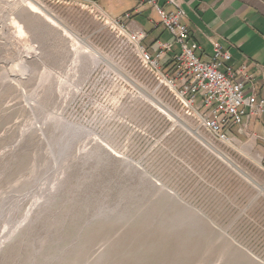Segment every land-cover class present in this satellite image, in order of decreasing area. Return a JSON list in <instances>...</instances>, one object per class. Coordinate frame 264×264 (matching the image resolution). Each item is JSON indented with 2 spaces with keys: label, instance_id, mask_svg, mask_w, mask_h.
Here are the masks:
<instances>
[{
  "label": "rangeland",
  "instance_id": "obj_1",
  "mask_svg": "<svg viewBox=\"0 0 264 264\" xmlns=\"http://www.w3.org/2000/svg\"><path fill=\"white\" fill-rule=\"evenodd\" d=\"M263 187L93 7L0 0V264H264Z\"/></svg>",
  "mask_w": 264,
  "mask_h": 264
},
{
  "label": "built area",
  "instance_id": "obj_2",
  "mask_svg": "<svg viewBox=\"0 0 264 264\" xmlns=\"http://www.w3.org/2000/svg\"><path fill=\"white\" fill-rule=\"evenodd\" d=\"M157 1L146 3L155 8L161 27L173 40L153 44L152 52L143 45L146 34L129 29L126 21L129 14L106 19L134 48L158 89L171 96L182 112L214 141L227 145L234 141L231 136L234 127L243 126L247 118H258L263 112L264 100L257 101L255 76L246 64L232 66L231 53L219 46L208 61L203 60L198 53L199 45L181 22L184 13L175 0H167L177 7L173 12L164 10Z\"/></svg>",
  "mask_w": 264,
  "mask_h": 264
},
{
  "label": "crops",
  "instance_id": "obj_3",
  "mask_svg": "<svg viewBox=\"0 0 264 264\" xmlns=\"http://www.w3.org/2000/svg\"><path fill=\"white\" fill-rule=\"evenodd\" d=\"M95 6L107 18L126 19L129 29L143 31V45L153 51L158 43L172 42L171 35L160 25V17L146 0H71ZM167 12L177 7L183 11L181 22L187 25L192 39L200 47L199 55L208 61L217 46L232 55L231 65L243 64L255 76L257 101L264 100V0H158ZM177 51L178 48L175 47ZM234 140L247 139L258 149L264 163V109L258 118L249 117L241 127H234Z\"/></svg>",
  "mask_w": 264,
  "mask_h": 264
},
{
  "label": "bare ground",
  "instance_id": "obj_4",
  "mask_svg": "<svg viewBox=\"0 0 264 264\" xmlns=\"http://www.w3.org/2000/svg\"><path fill=\"white\" fill-rule=\"evenodd\" d=\"M33 2V1H32ZM40 6V5H39ZM38 8V7H37ZM44 12H45V16L48 18V21L50 22V24L49 25H46L45 23H43L42 25L44 26V25H46V29L47 30H54V29H57V28H55V27H59V22L55 19V18H53V17H51V15H49L48 13H47V11H45L44 10ZM34 14V13H33ZM32 14V15H33ZM31 15V16H32ZM37 16V15H36ZM39 17V16H38ZM37 17V18H38ZM41 23V22H40ZM41 25V24H40ZM51 31V32H52ZM75 37V36H74ZM78 45H79V48L78 49H80V51H81V54H83V55H87V56H90V58H91V61L93 62V63H96V62H99L100 60H102V58H103V56H102V54H101V52L100 51H98V50H96V49H94L93 47H91L89 44H87V43H84V42H82V41H80L79 39H78ZM153 93V92H152ZM153 95H154V93H153ZM154 97L156 98V100L158 99L155 95H154ZM158 100H160V99H158ZM161 101V100H160ZM160 104L163 106V110H161L160 108V110L163 112V113H165V114H170L172 111H171V109H170V107L169 106H167V105H165V104H163L162 103V101L160 102ZM171 115V114H170ZM172 116H177V115H172ZM178 118H179V116H177ZM72 128H74V129H78V130H82V131H84L85 133L88 131V130H84V129H82V128H79V127H76V126H74V125H72ZM231 142V141H230ZM229 142V143H230ZM228 143V144H229ZM117 157V156H116ZM259 163V162H258ZM231 166L233 167V168H235V169H237V170H241V174L246 178V180L249 182V183H251V185H256L257 183H259V182H256L248 173H246L244 170H242V168H240L238 165H236V164H233V162H231ZM257 186V185H256ZM263 189H264V187H263ZM262 190V189H261ZM262 191H264V190H262Z\"/></svg>",
  "mask_w": 264,
  "mask_h": 264
}]
</instances>
